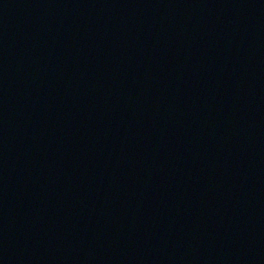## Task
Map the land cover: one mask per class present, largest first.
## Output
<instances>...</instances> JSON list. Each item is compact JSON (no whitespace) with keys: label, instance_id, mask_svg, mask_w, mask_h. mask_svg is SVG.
Instances as JSON below:
<instances>
[{"label":"water","instance_id":"95a60500","mask_svg":"<svg viewBox=\"0 0 264 264\" xmlns=\"http://www.w3.org/2000/svg\"><path fill=\"white\" fill-rule=\"evenodd\" d=\"M0 264H264V0H0Z\"/></svg>","mask_w":264,"mask_h":264}]
</instances>
